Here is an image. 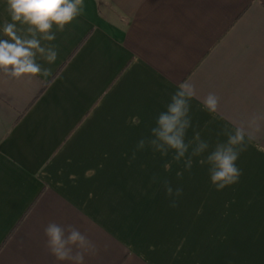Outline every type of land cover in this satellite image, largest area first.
Wrapping results in <instances>:
<instances>
[{"label": "crops", "instance_id": "obj_1", "mask_svg": "<svg viewBox=\"0 0 264 264\" xmlns=\"http://www.w3.org/2000/svg\"><path fill=\"white\" fill-rule=\"evenodd\" d=\"M11 22L0 0V39ZM53 32L55 60L36 56L47 75L0 72V264H69L46 247L49 222L93 242L84 264H264V0H84ZM183 82L186 157L197 133L209 145L190 170L147 143ZM241 124L242 174L217 190L200 161Z\"/></svg>", "mask_w": 264, "mask_h": 264}, {"label": "clouds", "instance_id": "obj_2", "mask_svg": "<svg viewBox=\"0 0 264 264\" xmlns=\"http://www.w3.org/2000/svg\"><path fill=\"white\" fill-rule=\"evenodd\" d=\"M7 11L11 17V23L3 26V34L8 39H0V72L13 77L47 75V70L42 69L37 62L39 53L49 62L56 58V51L52 48L41 46V39L54 40L56 30L63 31L65 25L71 23L82 14L84 0H6ZM17 22L26 25L28 36L18 34ZM196 95L195 87L191 83L183 82L172 95L166 110L161 112L156 119V126L151 129V139L147 141L154 150L162 155H167L169 150H174L173 159L177 162L184 160L185 169H191L192 156H200L209 145L200 140L199 133L195 135L196 146L192 149L191 156L186 157L189 144L185 143L187 129L191 126L189 117V101ZM203 108L214 113L218 109L219 97L215 93H208L204 97ZM261 117L253 115L247 122V127L259 131ZM223 134L227 137L225 142H218L201 164L209 165L211 183L217 190L237 183L241 170L236 164L240 153L246 149V137L248 141L253 138L246 132L245 125L241 124L230 130L227 127ZM146 141H139L137 148L142 149ZM165 169L170 170V164H165ZM177 172V176H182ZM155 179V178H154ZM166 194L169 197H179L183 189L177 187L175 192L168 182H165ZM172 207L176 206L175 199ZM46 247L57 261H67L69 264H84L85 255H95L96 246L77 227L69 224L63 226L55 222H49L44 227Z\"/></svg>", "mask_w": 264, "mask_h": 264}]
</instances>
